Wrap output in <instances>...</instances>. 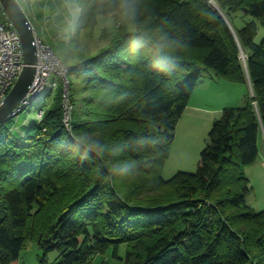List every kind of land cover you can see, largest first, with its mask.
I'll use <instances>...</instances> for the list:
<instances>
[{"label": "trees", "instance_id": "trees-1", "mask_svg": "<svg viewBox=\"0 0 264 264\" xmlns=\"http://www.w3.org/2000/svg\"><path fill=\"white\" fill-rule=\"evenodd\" d=\"M76 1V33L110 14L116 30L67 74L70 133L61 80L23 136L14 118L0 127V264H17L31 242L41 264L52 252L51 264H91L111 248L119 259L122 244L123 264H264V211L249 205L246 176L264 129V0H217L230 18H253L241 28L209 0ZM203 69L249 81L253 96L222 110L195 173L165 180Z\"/></svg>", "mask_w": 264, "mask_h": 264}, {"label": "crops", "instance_id": "crops-1", "mask_svg": "<svg viewBox=\"0 0 264 264\" xmlns=\"http://www.w3.org/2000/svg\"><path fill=\"white\" fill-rule=\"evenodd\" d=\"M17 1L28 16L34 30L45 39V42L50 45L59 58L63 62H67V65L69 67L72 66V68L86 60V57L97 55L101 50L106 48L110 44L115 32V30L111 33V31H108L106 28H98L96 33L93 32L90 34L88 33V30H86L88 28H86L75 34L69 25H75L76 28L81 14V9L79 8L76 0ZM107 16H112L116 24V18L114 15L110 14ZM96 27L97 25L94 28ZM79 52L80 55H77ZM81 52H88L89 54L82 56ZM222 80L223 79L216 78L212 73L210 75V80L206 84L200 87L201 82L199 83L188 104L189 107H193L195 118L197 116L199 119L203 118V120L210 123L213 120L212 113H218L219 115L224 108L241 107L244 105L247 99V94L240 97L228 95L229 92L225 93L223 92V89H235L236 87H230V82ZM225 82H228V85ZM200 88L202 89L200 92L203 98L196 103L194 100L197 98V92ZM27 120L28 119H25L24 122L21 123L18 119L20 126H25L27 124ZM215 121L216 119L214 122ZM258 150L259 155L256 163L246 169V176L253 188L252 192L248 195L247 200L249 205L256 212H262L264 211L263 131L261 132L258 140Z\"/></svg>", "mask_w": 264, "mask_h": 264}, {"label": "rangeland", "instance_id": "rangeland-1", "mask_svg": "<svg viewBox=\"0 0 264 264\" xmlns=\"http://www.w3.org/2000/svg\"><path fill=\"white\" fill-rule=\"evenodd\" d=\"M213 1L216 2L218 7H215L213 5V3H212ZM209 4L211 7H213L216 11H218L223 16L225 21L227 23H229V25H231V27L233 25V22H232L233 19L235 20L236 25L240 28L243 27L246 22L253 20L252 17H245V19H244L245 22L242 21L241 19L233 18V16L230 18L220 8L217 0H209ZM238 15H240V14H238ZM69 26H70L71 30L74 31L76 34L75 25L73 26L72 24H70ZM115 26H116L115 20L112 18V16H100L98 21H97V27L96 28L93 27V29L88 28L86 30H88V33L91 34L93 32L96 33L98 28L99 29L106 28L108 31H111V33H112V32H114L113 30H116ZM263 37H264V29L259 25V30H258V35L256 37V41L260 42ZM42 39L45 42V39L44 38H42ZM45 43H47V42H45ZM54 53H55V51H54ZM81 54H82V56H86L89 53L88 52H86V53L81 52ZM77 55H80V52L77 53ZM58 58H59V56H58ZM86 58H89V57H86ZM63 64L69 69L68 73H70L69 71L71 70L72 66L69 67L67 65V62L66 63L63 62ZM201 74L202 75H201V79H200V82H201L200 87L203 86L204 84H206L210 80V75L212 73L210 71L203 69V70H201ZM70 79H71V77H70ZM61 81L63 83L64 91L66 90L67 94L69 95L70 88H69L68 77H67V82H68L67 86L65 85L63 80H61ZM71 81H73V80L71 79ZM222 81H226V80H222ZM225 83L227 84L228 82H225ZM229 85H230V87H236L235 89H233V88H229V89L224 88L223 89V92H225V93L229 92L228 95H230V96L234 95V96L240 97L244 94L245 95L247 94V96H248L249 93L250 94L252 93L251 92L252 87H251V84L249 81H248L247 86L246 85L244 86L241 84H231V83H229ZM73 86L76 88L77 87L79 88L80 84H79V82H77L75 80L73 82ZM54 90H56V89H54ZM201 90L202 89L200 88L197 92L198 96L194 100L196 103H197V101H200L203 98V96L200 92ZM68 99H69V97H68ZM193 105H194V102H193ZM39 109H40V104L36 103L35 105H33L32 107L27 109L24 113L19 115L18 119L20 120L21 123L24 122L25 119H28L27 124L25 126H20L19 121L14 120L13 125L10 127L11 132L15 136H21V135L23 136V134L27 132L26 131L27 128H29L30 125L32 124V122H34V120H36L38 113L40 111ZM194 115H195V112L193 110V107L188 106L186 108L185 114L182 116V118L179 120V122L177 124L174 142L172 143V145L169 148L168 156H167V158L163 164V167H162V176L165 180L172 179L179 172L190 173V174L196 172L198 162L200 159V154L206 146V143H207L208 138H209V132L213 126V122L215 119L217 120L220 118L221 113L219 115H218V113H212L213 120L210 123H208L206 120H203V118L199 119V117H197V116L195 118ZM250 176H251V174H250ZM126 253H127V245L122 244L119 246L118 251H117L118 257H120L119 259L114 256V250L111 248V249H108L105 253L98 254L94 258V260L91 262V264H123V260L121 258L124 259L126 257ZM41 255H42V253H41L40 249L38 248L37 244L31 242L28 244L27 248L20 255V258H19L17 264H41L40 263ZM58 258H59V254L57 252H52L48 255L47 261L49 264H51V263H54L55 261H57Z\"/></svg>", "mask_w": 264, "mask_h": 264}, {"label": "built area", "instance_id": "built-area-1", "mask_svg": "<svg viewBox=\"0 0 264 264\" xmlns=\"http://www.w3.org/2000/svg\"><path fill=\"white\" fill-rule=\"evenodd\" d=\"M34 34L37 56L36 73L28 93L11 115V118L15 120H18L21 113L36 103L40 104L48 93L57 89L60 80H63L66 86L68 84L67 74L69 69L35 30ZM23 60L24 51L21 38L9 21L0 1V103L18 81L24 68ZM240 60L246 66L247 55L243 51L240 53ZM251 92L253 96V91ZM67 95L65 90L63 125L66 131L70 133L72 130L73 108ZM43 114L44 112L40 110L36 120L40 122ZM262 131L264 135V129Z\"/></svg>", "mask_w": 264, "mask_h": 264}, {"label": "water", "instance_id": "water-1", "mask_svg": "<svg viewBox=\"0 0 264 264\" xmlns=\"http://www.w3.org/2000/svg\"><path fill=\"white\" fill-rule=\"evenodd\" d=\"M9 21L18 32L24 51V68L15 86L0 103V127L11 119L34 81L36 73V44L34 29L17 0H0ZM229 24V23H228ZM231 26V25H230Z\"/></svg>", "mask_w": 264, "mask_h": 264}, {"label": "bare ground", "instance_id": "bare-ground-1", "mask_svg": "<svg viewBox=\"0 0 264 264\" xmlns=\"http://www.w3.org/2000/svg\"><path fill=\"white\" fill-rule=\"evenodd\" d=\"M215 7H218L215 1L212 2Z\"/></svg>", "mask_w": 264, "mask_h": 264}]
</instances>
